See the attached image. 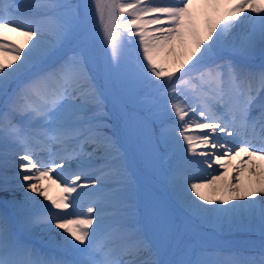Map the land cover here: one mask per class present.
<instances>
[{
  "label": "snow or ice",
  "instance_id": "obj_1",
  "mask_svg": "<svg viewBox=\"0 0 264 264\" xmlns=\"http://www.w3.org/2000/svg\"><path fill=\"white\" fill-rule=\"evenodd\" d=\"M257 161L264 0H0V264H264L187 238L264 233Z\"/></svg>",
  "mask_w": 264,
  "mask_h": 264
},
{
  "label": "rangeland",
  "instance_id": "obj_2",
  "mask_svg": "<svg viewBox=\"0 0 264 264\" xmlns=\"http://www.w3.org/2000/svg\"><path fill=\"white\" fill-rule=\"evenodd\" d=\"M90 2V0H89ZM158 184V183H157ZM193 228L188 234L189 239L198 246H203L209 251H216L221 255L236 254L237 256H258L264 238L255 235L222 236L221 229L210 230L211 225L203 226L200 222H188ZM203 226V227H202ZM232 226L226 228V232L231 231ZM258 230L254 227V233Z\"/></svg>",
  "mask_w": 264,
  "mask_h": 264
},
{
  "label": "bare ground",
  "instance_id": "obj_3",
  "mask_svg": "<svg viewBox=\"0 0 264 264\" xmlns=\"http://www.w3.org/2000/svg\"><path fill=\"white\" fill-rule=\"evenodd\" d=\"M16 2L20 3V2H22V0H16ZM15 38L17 39L18 42H22V38H20V37H15ZM229 139H231V138H229ZM238 159L239 158L229 162V171L230 172H231L232 166L234 164H236ZM257 163L264 164V162H260V161H257ZM218 171H221V170L218 168L217 165H213V168H207V166H203V170H202V173H200V175H203L205 178H210V174H214L215 172H218ZM247 180H248V174L245 173V181H247ZM154 191H156L157 194H163V195L167 196V191H166V188L163 185V183L155 184ZM56 192H57V189L55 188V185H53L50 188L49 194L50 195H55ZM37 199H42V198L37 196ZM176 211L178 213L180 211L178 205L176 207ZM190 221L197 222L198 220H190ZM198 222H200V221H198ZM200 224H202L203 226H207V224H203L201 222H200ZM228 226L229 225H224L222 227L212 226V227H210V230L217 231L218 229H221V235L225 236V237L226 236L231 237V236H236V235L237 236L238 235H255L258 238H264V233H262L260 231V228H259L258 224H240V223L232 224L231 225L232 226L231 231L229 233H227L226 232V228H228ZM254 227L257 228V230H258L257 233H254ZM188 228H189V233H190L193 228L191 227V225L189 223H188ZM33 242L35 243V245L37 247H40V248H48V247H50V242L48 241V238L46 237V235H37V236H35L33 238Z\"/></svg>",
  "mask_w": 264,
  "mask_h": 264
}]
</instances>
